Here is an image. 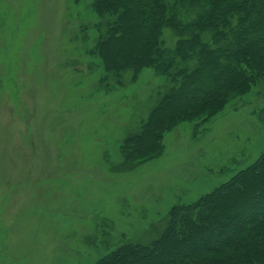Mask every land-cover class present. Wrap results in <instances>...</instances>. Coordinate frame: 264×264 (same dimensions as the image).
I'll list each match as a JSON object with an SVG mask.
<instances>
[{"label":"rangeland","instance_id":"obj_1","mask_svg":"<svg viewBox=\"0 0 264 264\" xmlns=\"http://www.w3.org/2000/svg\"><path fill=\"white\" fill-rule=\"evenodd\" d=\"M93 1L0 0V264H93L147 244L173 206L264 152L263 78L207 123L166 132L155 157L125 160L169 84L104 72Z\"/></svg>","mask_w":264,"mask_h":264},{"label":"trees","instance_id":"obj_2","mask_svg":"<svg viewBox=\"0 0 264 264\" xmlns=\"http://www.w3.org/2000/svg\"><path fill=\"white\" fill-rule=\"evenodd\" d=\"M92 9L105 22L96 53L106 74L152 69L169 84L126 139L125 160L155 157L166 132L207 123L264 78V0H94ZM165 29L178 36L172 48ZM93 264H264V152L196 202L173 206L158 238Z\"/></svg>","mask_w":264,"mask_h":264}]
</instances>
